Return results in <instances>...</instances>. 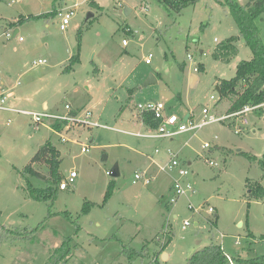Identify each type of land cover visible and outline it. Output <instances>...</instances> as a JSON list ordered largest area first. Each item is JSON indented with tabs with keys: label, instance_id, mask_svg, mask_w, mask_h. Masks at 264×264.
I'll return each instance as SVG.
<instances>
[{
	"label": "rangeland",
	"instance_id": "obj_1",
	"mask_svg": "<svg viewBox=\"0 0 264 264\" xmlns=\"http://www.w3.org/2000/svg\"><path fill=\"white\" fill-rule=\"evenodd\" d=\"M184 3L175 9L160 0H0V83L22 98L20 107L74 108L81 117L90 111V119L108 126L75 122L59 131L53 118L36 124L31 115L0 111V264H48L64 243L70 253L60 264H187L212 241L230 264L264 258V194H257L264 190V107L239 134L236 118L192 138L136 134L155 129L138 118L140 102H165L181 116L201 117L204 107L228 113L234 96L221 99L217 85L253 58L227 0ZM119 4L131 13L124 16ZM69 8L74 15L62 30L58 11ZM256 21L264 46V14ZM16 29L8 39L5 32ZM230 37L239 52L228 63L213 52ZM40 58L46 63L35 64ZM48 141L61 152V181L76 175L67 189L38 200L32 189L48 182L26 167ZM206 141L211 146L203 148ZM168 149L188 164L196 189L173 203L163 201L176 175L164 168ZM116 164L120 174L112 176ZM33 166L48 175L47 165ZM142 171L150 183L134 182Z\"/></svg>",
	"mask_w": 264,
	"mask_h": 264
},
{
	"label": "trees",
	"instance_id": "obj_2",
	"mask_svg": "<svg viewBox=\"0 0 264 264\" xmlns=\"http://www.w3.org/2000/svg\"><path fill=\"white\" fill-rule=\"evenodd\" d=\"M168 7L180 9L186 0H160ZM183 2V3H182ZM230 6V12L236 19L241 34L246 38L248 45L253 51V58L250 60H242L236 67V74L231 79H221L218 83L220 88V97L232 99V103L228 109V113L236 112L242 109L245 105H257L264 102V46L262 39L258 36V28L256 20L264 14V0H249L246 4L240 3L238 0H227ZM186 3V2H185ZM184 3V4H185ZM42 15L38 16L41 17ZM21 18L19 21H21ZM130 31V30H129ZM239 49L235 43V37L227 38L220 42L213 52L216 59L224 62H230L232 57L237 55ZM76 60V59H75ZM78 61V60H77ZM72 66L67 67L69 70ZM199 70H203V65H199ZM77 110H72L71 114L76 115ZM141 121L151 127H156L157 122L152 113L138 112ZM70 123L66 120H54L52 126L59 131H63ZM242 154L249 158L257 159L255 155L241 151ZM61 152L51 142H47L38 149L32 162L26 167L27 172L32 175L45 179L48 182L47 189L33 188L32 196L38 200H47L55 195L61 184V174L59 171V157ZM107 154H104L106 156ZM34 163L47 165L49 171L45 176L42 172L34 168ZM259 163L264 167V155L259 159ZM257 191L259 196L264 194V190L259 188ZM108 195V194H107ZM65 243L55 249L52 259L48 264H60L68 256V251L65 250ZM126 253V252H125ZM136 254L133 251L128 253L131 257ZM63 258V259H62ZM264 258L254 260L237 259L238 264H264ZM187 264H230L229 255L225 252L221 244L212 241L202 249L197 250L192 254L187 261Z\"/></svg>",
	"mask_w": 264,
	"mask_h": 264
},
{
	"label": "built area",
	"instance_id": "obj_3",
	"mask_svg": "<svg viewBox=\"0 0 264 264\" xmlns=\"http://www.w3.org/2000/svg\"><path fill=\"white\" fill-rule=\"evenodd\" d=\"M119 5L123 6V4H119ZM58 15L61 18L60 27L62 30H65L70 22V19L74 15V10L73 8L62 9L58 11ZM5 35L8 39H11L14 36V34L12 35L11 32L9 31L5 32ZM19 39L22 40L23 38L19 37ZM123 43L125 44L126 40H124ZM146 62L150 63L151 59L147 57ZM34 63L44 64L46 63V59L40 58L34 61ZM196 70H198V67H196ZM212 99H214V95H212ZM261 107H264V102L257 105L247 104L242 109L236 112L225 113L220 116L211 112L210 108L204 107L202 110V116L197 117L193 112H189L188 114L181 116L176 112L170 110V108L167 107L166 103L162 101H147L145 103L140 102L137 104L138 111L141 113H146V112L152 113L154 119L157 122V126L154 127L155 128L154 132H145V133H136V134L142 137L174 138L180 134L191 133L192 135L191 138H192L201 129H203L205 126L209 124L225 121V120H232L235 118L239 120L240 127L235 129V132L239 134L243 128L251 125L252 122L249 115ZM66 109H70L69 104L66 105ZM0 111L10 112L15 114L20 113L24 115H31L32 120L36 124L40 123L43 117H46V118H53L54 120H66L69 123L80 122L81 124L90 125V126L108 127L96 120L90 119L92 115L90 111H87L86 115L84 117H81L78 114L76 115L71 114V111L69 110L64 114H60V113H52L46 110L39 112V111H32L22 108L14 103L12 93L5 89H0ZM185 144H188V141H186ZM210 146L211 144L208 141L202 144L203 148H207ZM83 150H85V148H83ZM156 151L158 152L159 150L157 149ZM168 153L170 155V159L167 161L164 168L166 170L169 169L171 171L176 172V175L174 176V180L172 183V191L170 194L167 195L168 196L167 199L169 200V202L173 203L176 202L181 197L187 196L191 192L195 193L196 189L189 179L191 172L188 164L180 160L178 158V153L174 152L172 149H168ZM210 163H213V161H210ZM145 174L146 172L144 171L136 172L134 182L140 179H144L145 183L147 184L150 183L151 178L147 177ZM75 175L76 172L72 171L68 180L61 182L60 189H67L68 185L74 181ZM189 206L193 207L191 202ZM209 211L212 212L214 211V209L212 207H209ZM189 224L190 221L186 220L184 222L183 227L185 228ZM229 260H231L230 257Z\"/></svg>",
	"mask_w": 264,
	"mask_h": 264
},
{
	"label": "water",
	"instance_id": "obj_4",
	"mask_svg": "<svg viewBox=\"0 0 264 264\" xmlns=\"http://www.w3.org/2000/svg\"><path fill=\"white\" fill-rule=\"evenodd\" d=\"M115 9L121 12L124 16H128L132 11V8L129 5H124L123 7L115 6ZM88 15L91 16L93 15V13H89ZM18 31H19L18 29L15 30L14 36L18 33ZM148 82H151V80H148ZM217 91L220 92V88L218 86H217ZM109 174L112 176H118L120 174L117 164L109 171ZM167 197L168 196H165L163 198V201L167 200Z\"/></svg>",
	"mask_w": 264,
	"mask_h": 264
},
{
	"label": "crops",
	"instance_id": "obj_5",
	"mask_svg": "<svg viewBox=\"0 0 264 264\" xmlns=\"http://www.w3.org/2000/svg\"><path fill=\"white\" fill-rule=\"evenodd\" d=\"M0 89H5V90H8V91H10L11 92V89L9 88V87H7L6 85H4V84H2V83H0ZM13 101H14V103L15 104H17L18 106H20V103H21V101H22V98L21 97H13ZM67 105V104H66ZM66 107V106H65ZM44 108L45 109H47L48 108V104H47V102H45L44 103ZM73 110H77V112H78V110H80V109H74L73 108ZM8 113V112H7ZM10 113V112H9ZM64 113H66V112H64ZM64 113H60V114H64ZM78 114V113H77ZM188 114V113H187ZM138 118H139V116H138ZM140 119V118H139ZM254 131H256V130H254ZM190 163V162H189ZM164 255L165 256H168L166 253H164Z\"/></svg>",
	"mask_w": 264,
	"mask_h": 264
}]
</instances>
